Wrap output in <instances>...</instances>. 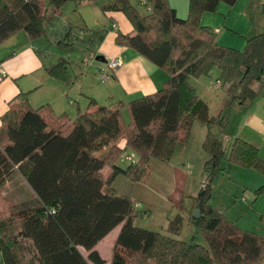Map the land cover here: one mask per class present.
Masks as SVG:
<instances>
[{
    "label": "trees",
    "instance_id": "obj_1",
    "mask_svg": "<svg viewBox=\"0 0 264 264\" xmlns=\"http://www.w3.org/2000/svg\"><path fill=\"white\" fill-rule=\"evenodd\" d=\"M45 1L59 11L70 0ZM109 1L103 10L123 13L134 28L133 35L119 34L117 44L163 69L170 79L162 90L129 103L128 125L122 103L100 106L92 99L88 110L70 122L48 106L32 109L27 99L21 112L14 110L17 104L11 107L0 128V187L18 175L26 186L23 191L30 189L34 196L18 202V212L0 220L4 264H105L96 246L118 227L111 264H264V236L240 232L210 206V184L190 213L208 246L178 239L184 219L180 214L169 221L172 237L137 226L135 218L147 219L149 210L114 188L121 175L141 181L152 157L170 160L174 145L190 137L194 120L208 129L203 146L211 180L226 172L227 164L264 175V160L247 141L236 138L226 154L223 139L212 132L226 120L210 117L207 103L191 84L192 78L218 68L221 79L215 85L226 87L230 102L263 96L264 33L250 38L240 53L219 46L214 31L202 26L203 14L215 12L221 2L234 6L238 0H191L187 20L177 17L168 0H144L146 16L129 0ZM47 13L40 0H0V44L21 30L33 40L44 37L51 19ZM68 63L60 59L46 70L51 76L70 77ZM256 84L262 90L256 91ZM129 149L140 160L125 169L117 162ZM263 193L261 185L257 194ZM198 203L201 216L195 221ZM25 250L29 259L22 255Z\"/></svg>",
    "mask_w": 264,
    "mask_h": 264
},
{
    "label": "crops",
    "instance_id": "obj_2",
    "mask_svg": "<svg viewBox=\"0 0 264 264\" xmlns=\"http://www.w3.org/2000/svg\"><path fill=\"white\" fill-rule=\"evenodd\" d=\"M190 1L168 0V3L179 19L187 20ZM137 2L144 4V0ZM109 3V0H70L61 10L53 11L42 0L43 11L47 10V16L51 17L45 28V36L33 40L21 30L0 44V128L3 116L12 106L25 103V99L32 109L48 106L55 116H65L69 122L86 112L92 99L100 106L122 103L123 122L128 125L123 112L126 110L130 116L129 103L163 89L170 79L163 69L134 50L117 44L119 34L133 35L134 28L123 13L104 11L103 7ZM221 4L222 2L219 5ZM224 6L227 8V5ZM211 14H203L202 23L207 26L222 23V18ZM253 14L261 21L258 26L252 20L250 25L249 16ZM229 23L242 26L244 31L240 35L244 37L264 33V0H238L226 17L224 25L228 26ZM225 29L223 32L221 28L213 30L216 43L223 48L240 52L243 41H235L238 34L232 28ZM97 57H103L105 61L91 62L94 70L85 72L84 67L88 65V60L92 61ZM60 59L69 60L67 72L70 77L51 76L47 72L46 68ZM113 59H121L123 67L111 81L102 84L97 73ZM214 87L219 89L215 84ZM240 103L246 111L238 128L226 137L230 143L236 138L247 141L259 150L264 160V95L253 101ZM198 137V141L204 144L205 132L199 130ZM125 144L123 141L121 146ZM105 172L110 173L111 170L107 168ZM263 183L264 179L260 177L258 185H264ZM25 195L18 196V202L34 196L30 189L25 191ZM119 232L120 227L96 246V250L106 261L105 264H111L113 247ZM108 238L111 241H107ZM0 256L4 264L1 253Z\"/></svg>",
    "mask_w": 264,
    "mask_h": 264
},
{
    "label": "rangeland",
    "instance_id": "obj_3",
    "mask_svg": "<svg viewBox=\"0 0 264 264\" xmlns=\"http://www.w3.org/2000/svg\"><path fill=\"white\" fill-rule=\"evenodd\" d=\"M130 2L141 15L146 16L148 14L147 8L140 5L137 0H130ZM40 4H42V0H40ZM223 4L227 5V8ZM234 7L235 5L229 6L227 3L222 2L217 11L211 14L214 17L222 18V23L208 26L202 23V26L212 31L215 28H221L222 32L226 31L225 28L228 30L232 28L231 30L238 34L236 35L237 39L234 38L235 41H243L240 49V53H243L247 47L248 40L254 34L244 37L240 35L244 31L242 26H236L234 23H229L228 26L224 25L226 17H228L230 10ZM235 13L236 11L233 12V14ZM251 20L256 26L261 23L257 19L256 14L249 16L250 25ZM237 44L239 46V43ZM91 62L97 63L96 59L88 60V65L84 67L85 72L90 73L94 70L91 67ZM220 79L221 71L218 68H214L209 76L192 78L191 84L196 89L199 98L207 103L210 117L212 119L223 117L226 120L224 127L214 125L212 132L223 139L226 154L228 155L232 142L228 141L226 135L238 128L246 109L238 101L230 102L226 87L223 86L219 89L214 87V84ZM255 89L259 91L262 90V87L256 84ZM24 107V105L19 106L17 104L14 110L21 112ZM123 113L127 124H129L131 122L130 116L126 110ZM199 130L202 133L204 131L207 135V126L198 120H194L190 137L181 142L178 141L174 145L171 159L160 160L152 157L148 163L147 173L141 181L133 182L132 179L123 175L119 176L115 181L114 188L118 194L129 197L134 204H143L144 209H148L150 212L147 219L138 215L135 218L136 225L172 237L168 232L169 221L180 214L184 219L178 239L187 243L195 241L203 246H208L203 231L190 219V213L194 210L195 199L199 198L202 190L207 184H210L212 189L209 201L210 206L221 212L226 220L240 232L264 236V193L257 194L261 186L258 185L259 179L260 177L264 179V175L256 170L227 164V171L219 172L214 176V180H211L205 170V163L209 156L206 154L201 141H198ZM127 156H133L134 162L128 161ZM139 160V155L129 149L121 155L117 165L127 169L131 164L138 163ZM24 186L22 178L17 175L0 187V220L7 219L13 213L18 212L17 210L20 208L18 209V198L16 195L19 194L21 197L25 195ZM181 198L182 202H180ZM244 198L246 201L243 200ZM136 211L139 212L141 210L137 209ZM107 241H111V238H108ZM23 247L26 248V245H23ZM22 255L26 259L30 257L26 250L22 252ZM0 264H2L1 256Z\"/></svg>",
    "mask_w": 264,
    "mask_h": 264
},
{
    "label": "built area",
    "instance_id": "obj_4",
    "mask_svg": "<svg viewBox=\"0 0 264 264\" xmlns=\"http://www.w3.org/2000/svg\"><path fill=\"white\" fill-rule=\"evenodd\" d=\"M121 67H123V61L121 59H113V60L109 61L107 66L105 68L101 69L98 73V79H99L100 83L105 84V83H108L109 81H111L115 77L117 71ZM217 86L221 87V83L218 82ZM127 159L130 162L134 161L133 156L132 157L129 156V157H127ZM244 201H246V199H244ZM137 207L142 208L143 205L141 203H138Z\"/></svg>",
    "mask_w": 264,
    "mask_h": 264
},
{
    "label": "water",
    "instance_id": "obj_5",
    "mask_svg": "<svg viewBox=\"0 0 264 264\" xmlns=\"http://www.w3.org/2000/svg\"><path fill=\"white\" fill-rule=\"evenodd\" d=\"M98 62H100V61H102V62H104L105 60L103 59V57H97V59H96ZM205 195V192L203 191L202 193H201V195L199 196V198H201V197H203ZM200 203H198L197 204V208H196V210H195V212H194V218H195V221H197L199 218H200V216H201V211H200Z\"/></svg>",
    "mask_w": 264,
    "mask_h": 264
}]
</instances>
